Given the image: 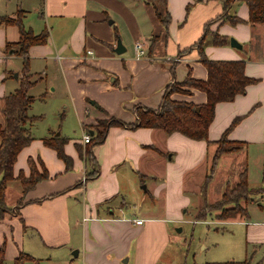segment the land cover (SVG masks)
Segmentation results:
<instances>
[{
	"label": "crops",
	"instance_id": "crops-1",
	"mask_svg": "<svg viewBox=\"0 0 264 264\" xmlns=\"http://www.w3.org/2000/svg\"><path fill=\"white\" fill-rule=\"evenodd\" d=\"M150 2L5 0L0 17L21 12L24 28L34 34L47 32L44 45L29 48L28 73L31 75V68L36 71L35 67H43L38 74L45 77L47 87L53 91L58 87L66 100L60 121L72 119L82 132L72 138L46 128L45 135L33 137L17 154L14 177L19 173L29 176V159L38 172L44 168L47 177L26 192L16 180L7 184L5 203L11 210L16 208V213L7 212L0 221V245L4 244V258L12 263L24 253L31 257L24 264H129L131 259L133 264H156L168 241L165 221L182 211L191 185L199 193L195 172L204 167L203 177L207 173L215 141L235 118L239 122L227 139L242 142L243 147L219 158L209 184L223 162L228 165L239 160L243 168L236 170L235 180L245 171L250 185L248 167L253 166L261 180L251 187H264V24L246 23L245 4L235 10L243 23L231 26L219 20L209 27L211 32L227 37V44L214 46L206 36L203 52L211 60L244 61L245 76L257 82L232 101L215 105L207 141L192 140L178 132L166 134L156 128L112 125L101 143L82 142L83 133L92 137L102 120L115 118L132 125L136 107L157 110L166 86L181 83L188 72L196 80L207 78L196 48L180 55L178 52L201 39L204 25L221 14V4L163 0L157 6L169 15L165 28L147 4ZM0 33L3 47L6 41L18 38L16 26L0 25ZM231 37L241 49L230 47ZM118 39L124 47L120 54L114 51ZM135 43L142 44V57H137ZM181 89L190 93L176 92L171 98L195 105L206 102L205 93ZM52 136L64 141L63 151L71 159L68 167L43 143ZM86 147L91 162L86 160ZM229 183L224 182L223 192ZM147 196L150 202L155 199L158 203L143 205ZM255 201L247 203L246 218L227 220L245 226V243L252 253L246 259L264 264V220L251 219ZM155 209L169 213L160 218ZM137 219L142 220L140 225L134 223Z\"/></svg>",
	"mask_w": 264,
	"mask_h": 264
},
{
	"label": "trees",
	"instance_id": "trees-1",
	"mask_svg": "<svg viewBox=\"0 0 264 264\" xmlns=\"http://www.w3.org/2000/svg\"><path fill=\"white\" fill-rule=\"evenodd\" d=\"M206 1H216L220 3L222 6L221 14L204 25L203 36L197 43L184 51L178 52V55H180L183 52H188L192 48H196L200 61L207 71L206 80L201 81L193 79L188 72L181 83L172 82L168 84L163 92L157 110L142 107H136L134 109L136 120L132 125H127L115 118H110L107 122L100 121L98 124L102 127L101 129L96 128L94 134L90 137V145L101 143L105 137L107 128L112 125L120 127L156 128L162 130L166 134L178 132L192 140L207 141L208 127L213 120L215 105L219 102L232 101L235 96L244 94L247 86L257 82V79L245 76L244 61L211 60L205 56L203 44L206 36H210L211 44L214 46L227 44V37L217 32H211L209 27L219 20L223 23L228 22L231 26L243 23L244 21L235 15V10L241 4H245L248 8V19L246 23L251 25L264 24V0ZM158 3L163 4V0H152V2L147 4L152 7L155 17L166 28L170 18L168 13L159 11L157 6ZM189 9L190 7H187V13ZM21 15L22 13L18 12L14 17H0V25L16 26L18 31V38L16 41L5 42L4 53L21 58L23 64V74L20 78L19 87L2 98L3 105L1 113L3 122L0 125V221L9 210L11 211L5 203V190L9 182L14 180L20 182L23 192H26L47 177L45 169L42 168L41 172H38L31 159L28 160L30 170L28 177H24L22 173H19L17 177L13 176V165L16 161L17 154L33 140V136L29 130V124L34 118L28 115V110L34 99L28 94V91L33 86L34 82L31 81V75L28 73V52L29 48L32 46L44 45L48 36L46 31L34 34L31 30L24 28L21 23ZM181 87L197 89L205 93L206 102L202 105H195L191 102L172 99L171 95L173 93H190L189 91L181 90ZM196 108H198V110H196ZM238 122L239 118H235L224 130L220 138L215 141L216 148L212 155L209 169L204 175L199 188V195L200 198H202V203L201 207L194 215V221H205L211 212H216L215 219L217 221L235 219L238 217L246 218L247 203L251 201L254 194H261L264 192V187H251L248 184L246 172L242 171L234 187H227L221 197L212 204L206 202V190L214 175L219 158L224 154L237 152L243 147L242 142L230 141L227 139L228 132L236 126ZM43 143L47 147L53 149L57 157L61 159L67 167L69 166L71 159L63 151V140L52 136L43 139ZM85 157L87 161H93L89 147H86ZM30 258L31 257L27 254L20 253L12 264H24V262ZM3 259L4 244L0 245V262H2ZM207 264L252 263L250 260H244Z\"/></svg>",
	"mask_w": 264,
	"mask_h": 264
},
{
	"label": "rangeland",
	"instance_id": "rangeland-1",
	"mask_svg": "<svg viewBox=\"0 0 264 264\" xmlns=\"http://www.w3.org/2000/svg\"><path fill=\"white\" fill-rule=\"evenodd\" d=\"M4 3L5 0H0V11L4 10ZM1 38L2 34L0 33V122L2 123L1 109L3 103L1 97L12 93L19 87L20 78L23 74V64L21 58L10 57L4 53ZM35 68L36 71L32 68L30 70L31 81L34 84L28 91V94L34 99L28 110V115L34 118L29 124L32 136L38 138L45 135L46 128L55 129L57 132H61L62 135L72 138L81 136L82 132L79 125L72 119L66 118L64 121H60L59 113L63 110V106L66 103L63 93L58 87L54 91L49 89L45 77L38 74L43 70V67ZM55 85L57 86V83ZM102 121L107 122V120ZM95 127L101 129L102 126L98 124ZM227 160L229 159L227 158ZM227 163L228 165H225L226 162L220 165L218 174L207 187L205 199L209 204L221 197L225 181L230 182L228 186L230 188L237 183L235 172L237 169L243 168V163L239 160ZM203 171L204 167H200L195 172L194 181L199 188L203 180ZM248 171L250 174V186H258L260 184L258 180H261L259 170L255 171L253 166L251 168L249 166ZM215 172L216 168L214 174ZM261 186H264V184ZM194 187V185H191V188H188L189 193L185 194L188 199L187 203L181 208L182 211L179 212L178 216L172 215V219L165 221V234L168 241L165 247H161L163 250L156 264H207L249 259L252 255L251 246L245 243V226L242 223L228 220L217 221L215 219L216 212H211L205 221H194V215L202 203V198H200L198 192L196 193ZM251 199L256 200V203L252 205L253 217L251 219L264 220V193L254 194ZM164 200L165 194L163 192L162 202ZM152 201L150 202V198L147 196V200L145 199L142 204L148 206L158 203V200L153 199ZM178 201L179 199L174 202ZM256 204H261L260 208ZM8 212L16 213V208ZM154 212L160 218H165L164 216L169 213L164 209L160 211L155 209ZM251 263L255 264L256 261L252 260ZM0 264H12V261L4 258ZM129 264H133V259H131Z\"/></svg>",
	"mask_w": 264,
	"mask_h": 264
},
{
	"label": "built area",
	"instance_id": "built-area-1",
	"mask_svg": "<svg viewBox=\"0 0 264 264\" xmlns=\"http://www.w3.org/2000/svg\"><path fill=\"white\" fill-rule=\"evenodd\" d=\"M134 50L136 52L137 57H142L145 54V50L143 49V46H142L141 43H135ZM87 53H90V51H87ZM82 142L84 144H88L90 142V136L88 135L87 132L86 133H83V135H82ZM141 222H142V220H140V219H137V220L134 221V223L136 225H140Z\"/></svg>",
	"mask_w": 264,
	"mask_h": 264
},
{
	"label": "water",
	"instance_id": "water-1",
	"mask_svg": "<svg viewBox=\"0 0 264 264\" xmlns=\"http://www.w3.org/2000/svg\"><path fill=\"white\" fill-rule=\"evenodd\" d=\"M229 45L230 47L232 48H236V49H241L242 46L240 43H238L234 38H229ZM115 53L116 54H120L124 51V47L122 46L120 40L118 39L117 42H116V46H115V49H114ZM196 110H198V108H196ZM73 255H75V253H72Z\"/></svg>",
	"mask_w": 264,
	"mask_h": 264
}]
</instances>
